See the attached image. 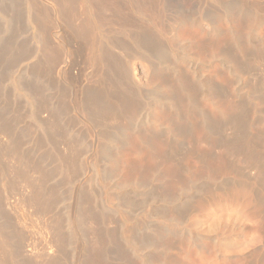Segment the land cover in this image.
<instances>
[{
	"label": "rangeland",
	"instance_id": "1",
	"mask_svg": "<svg viewBox=\"0 0 264 264\" xmlns=\"http://www.w3.org/2000/svg\"><path fill=\"white\" fill-rule=\"evenodd\" d=\"M104 1L118 4L115 50L133 76L125 90L93 76L70 30L71 68L50 67L27 0H0V222L19 233L17 264H42L38 248H61L59 264H127L120 254L133 248H150L151 264H264V0ZM84 92L102 104L92 121ZM121 102L132 109L104 112ZM8 136L49 173L51 210L17 208L29 188L4 153ZM62 153L76 176L58 170ZM77 200L95 226H66Z\"/></svg>",
	"mask_w": 264,
	"mask_h": 264
},
{
	"label": "bare ground",
	"instance_id": "2",
	"mask_svg": "<svg viewBox=\"0 0 264 264\" xmlns=\"http://www.w3.org/2000/svg\"><path fill=\"white\" fill-rule=\"evenodd\" d=\"M50 1L56 6V9H55L56 11L53 15H52V13L50 15V10L46 7V5L44 6L43 4H40L38 0H27L28 9H27L26 14L28 15L29 23L36 30L35 41L37 44V51L42 56L43 61L46 64H51L50 67L52 65H57V66H60L61 69L62 68H65V69L71 68L70 60L65 55V52L67 50V45L68 46H69V44L71 45V43L68 44V42H67V37H66L65 31L70 30L75 35V37H77L83 41V47L85 50V58L88 60V63L92 67L91 70H92L93 76L95 75L94 77L97 76L98 78H101L99 82H102V84L105 81H107L106 83H108L110 86L115 87L116 88L115 90H117L118 87L123 88L122 86H126L123 82L126 80H130V78L133 76H132V72L129 69L122 68L121 66H119V63H118L119 61H118V56H117L119 52H117V50H115L116 47L120 46L118 44L119 41H118V37H117V28H118V21H117L118 20L117 19V17H118L117 16V14H118L117 8H118V6L117 5L118 4L116 2L111 4L112 0H110L111 5H110V7L107 8V4H105L104 0H50ZM115 4H117V5H115ZM109 9L111 10V12H110V15L107 16L106 10H109ZM53 16H55V18H53ZM130 38H133V37H130ZM103 41H105L109 45V49L104 47ZM59 44H61V45H59ZM5 45L6 44H4V46ZM7 46H6V49H7ZM0 47H2V46L0 45ZM1 49H3V48H1ZM6 49H4V50H6ZM9 49H11V48L9 47ZM1 51L3 52V50H1ZM9 51L11 52V50H9ZM9 51H8V53H9ZM4 54H6V56H7V52ZM3 56L5 58V55H3ZM6 58H8V56ZM40 59H39V61H40ZM43 61H41V62H43ZM45 63H41V64L45 65ZM41 69H39V70L43 71V67H41ZM44 69H45V67H44ZM59 70H60V68H59ZM42 73H44V72H42ZM39 74H41V73H39ZM45 74H47V72H45L44 75ZM93 78H91V79H93ZM0 84H1V81H0ZM102 84H101V86H102ZM121 88H119V89H121ZM110 89H112V88H110ZM123 90H125V89L123 88ZM93 91H96V90L93 89L89 93L93 94ZM124 92H127V91H124ZM89 93H88V95H89ZM85 94L87 97L85 96ZM85 94L82 93L81 96L79 97L80 101L79 100L78 101H79V104L84 109V111H86V116L91 120L92 114L94 115V114H97V112H98L97 115H99V111H101V110H99L100 105H102V104L100 103V105L97 106L95 99L92 96H90V98H89L87 93H85ZM95 94L96 93H94V95ZM121 94H122V92L120 93V95ZM95 96L97 97V95H95ZM121 96L123 97V95H121ZM129 96H131V95L129 94ZM63 97H64V95H63ZM129 99H131V98H129ZM123 100H124V98H123ZM127 101H128V99H127ZM61 102H63V100ZM100 102H102V101H100ZM90 104H92L91 105L92 107H90ZM119 104L121 106H119ZM119 104H117V106L109 105L110 107L108 106V108H106V110H104V112L106 114H109L110 118L116 119L119 117L118 107L124 108L127 111H130L132 109L131 105H133V103L129 104L128 102H125V103L121 102ZM102 107H104V106H102ZM87 108H89V109H87ZM104 109H105V107H104ZM89 110H91V111H89ZM102 114H104V113H102ZM38 125H36V126H38ZM50 125L52 126V124H50ZM56 131H59V130L57 129ZM41 135H42V133H41ZM47 138H48V136H47ZM7 140H8V142H7V145L4 149V153H9L10 154L9 156H12L16 159L15 160L16 161V168H15V172H14V175L16 176L15 178L19 181L22 180V181H24V183H27V186L29 188L27 190V193L24 194V196H23L24 200H22L19 204L16 205L17 208H19V207L22 208L23 205L24 206L25 205L34 206L36 212L39 214H42L44 212L51 210L52 205L57 201L56 199H58V197L56 195V190L54 188H52V186L50 187L48 185L49 184L48 183L49 182V173L47 175V173L45 172V170H43V168H41V169L40 168H34V163L32 162V159H35V158H33V157L29 158L31 156L26 157L21 152L20 147L13 142L12 137L8 136ZM39 144H40V142H39ZM73 145L74 144H72L70 146H73ZM34 146H35V144H34ZM54 148H55V146H54ZM51 156L53 159V155H51ZM69 156L66 153L65 154L62 153L60 155V157L58 158L59 164H57V165H59L58 170H60V172L64 173L66 175V177L67 176L68 177L76 176V173L74 171L75 170L74 160L72 157H69ZM246 157L249 160L251 159L250 154H247ZM45 161H46V159H45ZM41 162H44V159L41 160ZM56 162H57V160H56ZM44 163H46V162H44ZM49 166H50V164H49ZM3 168H4V166H3ZM66 181H69V180H66ZM3 182L6 183V181H3ZM4 185H6V187H4V189L7 190L6 188L10 187L13 184H11L10 186L8 184H4ZM81 191H83V190H81ZM77 193L81 194V192H77ZM77 193L75 196H77ZM85 193H83V194H85ZM86 198H87V196H86ZM88 203L90 204V202H88ZM16 206H14V207H16ZM87 209H90V208H87ZM87 209H85V210H87ZM15 210H18V209H15ZM90 210H92V208ZM90 213H92V212L89 211V214H87V212H85L83 209V205H81V203L77 200L73 217L65 218V220L67 219L65 224L67 227L69 225L73 228L78 226L81 229V227L85 228L84 225H86L85 223L88 220V222L90 224H91V222H93L92 225H94V221L92 220V218H91L92 216L90 215ZM24 216L27 217L26 220L29 219L28 216H26V215H24ZM24 216H22V217H24ZM31 219H30V221H31ZM94 219H97V218H94ZM22 221H25V220H22ZM33 221H34V219H33ZM33 221L30 222V224L31 223L35 224L34 223L35 221L34 222ZM25 222H27V221H25ZM25 226H27V225H25ZM32 226H34V225H32ZM56 226H55V224H53L52 228L54 229V227H56ZM94 226H92V227H94ZM86 227L88 228V226H86ZM89 227H90V225H89ZM92 227L89 228L90 234H88L87 236L91 235V237L92 236L95 238L97 237V240H99V237H98L99 231L97 233L96 230H94ZM57 231H58V229H57ZM78 231H80V230H78ZM15 233H18V231H15ZM14 234H11L10 231L6 229L5 225H3L0 222V264H17L19 262L17 250L19 249L18 247L20 246V242L17 240V242H19L18 247H17L16 242H15V244L13 243L14 242V237H13ZM57 234H58V232H57ZM18 235H19V233L16 236H18ZM55 235H56V232H55ZM59 236H62V234ZM93 237H92V239L94 240ZM151 243L152 242L150 241V238L145 240L146 245H150ZM96 246H97V244H96ZM52 249L53 248H46V249L43 248V250L39 249V248L36 249L38 251L39 250L44 251V252L39 251V252L43 253V255H41V260H40V261H42L41 262L42 264H59L61 262V256L60 255L56 256V254L58 253V251H60L61 248H56V250L59 249L57 251L55 249L54 250H52ZM90 252L94 253V251H90ZM90 252H88V253H90ZM93 253H90L91 256H95V254H93ZM90 254H89V257H90ZM152 254H153V252L150 250V248H133V251H131L130 253H127V254H126V252H121L120 258H122V260H125L124 263L126 262L127 264H151ZM117 256H119V255H117ZM91 259H92V257H90V259H88V260L90 261ZM93 259H94V257H93ZM136 259H139L138 261H140V262L137 263ZM40 261H38V262H40ZM91 262H92V260H91ZM91 262L89 263L87 261V263H89V264H92ZM95 264H98V263L96 262Z\"/></svg>",
	"mask_w": 264,
	"mask_h": 264
}]
</instances>
